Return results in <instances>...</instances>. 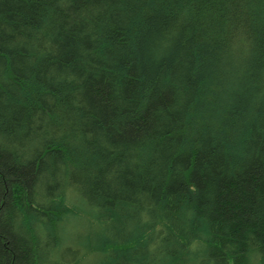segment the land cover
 <instances>
[{"label": "trees", "instance_id": "1", "mask_svg": "<svg viewBox=\"0 0 264 264\" xmlns=\"http://www.w3.org/2000/svg\"><path fill=\"white\" fill-rule=\"evenodd\" d=\"M0 264H264V0H0Z\"/></svg>", "mask_w": 264, "mask_h": 264}]
</instances>
